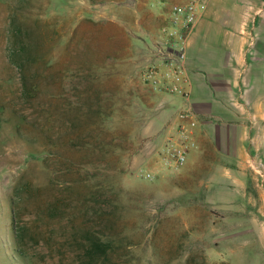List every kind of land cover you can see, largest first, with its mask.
Here are the masks:
<instances>
[{
	"label": "rangeland",
	"instance_id": "1",
	"mask_svg": "<svg viewBox=\"0 0 264 264\" xmlns=\"http://www.w3.org/2000/svg\"><path fill=\"white\" fill-rule=\"evenodd\" d=\"M31 2L19 14V0H0V264H81L86 231L111 243L86 264H264L262 142L227 157L206 141L176 169L161 161L165 139L150 145L163 138L151 137L157 103L142 77L158 8ZM19 17L55 31L47 62L22 72ZM59 197V218H42Z\"/></svg>",
	"mask_w": 264,
	"mask_h": 264
},
{
	"label": "crops",
	"instance_id": "2",
	"mask_svg": "<svg viewBox=\"0 0 264 264\" xmlns=\"http://www.w3.org/2000/svg\"><path fill=\"white\" fill-rule=\"evenodd\" d=\"M149 1L158 10L147 29L152 37L145 42L149 54L143 64L156 60L154 44L163 36L170 7L190 0ZM202 1L206 9L187 34L188 103L200 117L199 146L212 142L233 157L247 142H262L264 147V0ZM147 92L157 103L151 137H163L151 138L150 145L158 146L181 122L185 101L148 87Z\"/></svg>",
	"mask_w": 264,
	"mask_h": 264
},
{
	"label": "built area",
	"instance_id": "3",
	"mask_svg": "<svg viewBox=\"0 0 264 264\" xmlns=\"http://www.w3.org/2000/svg\"><path fill=\"white\" fill-rule=\"evenodd\" d=\"M162 1V0H159ZM206 4L190 0L170 7L162 38L156 40L155 61L148 64L142 74L145 85L154 93L179 95L185 101L181 109V122L165 139L160 157L169 168L184 167L191 154L199 148L198 127L200 117L189 105L190 81L186 63L187 34L197 23Z\"/></svg>",
	"mask_w": 264,
	"mask_h": 264
},
{
	"label": "trees",
	"instance_id": "4",
	"mask_svg": "<svg viewBox=\"0 0 264 264\" xmlns=\"http://www.w3.org/2000/svg\"><path fill=\"white\" fill-rule=\"evenodd\" d=\"M31 0H19V14L25 7H31ZM16 21V20H15ZM55 35V31L49 28L47 25H43V22L38 20H30L20 19L19 21L13 22L10 27V50L13 61L18 65L19 71H24L27 66H31L33 63H37L38 61L46 60L45 51L48 47H51V43L53 41V37ZM47 62V61H45ZM32 68V66H31ZM30 68V69H31ZM23 85L25 89L28 87L32 91L34 89L33 84L28 81V78L25 76V80H23ZM28 88V89H29ZM72 183V182H71ZM71 183L68 184L67 189H71ZM71 185V186H70ZM48 187V186H47ZM46 187V188H47ZM31 189V188H30ZM40 188H34L30 190L32 194L33 191H39ZM38 195V194H36ZM36 195H34L36 197ZM61 197L54 198V200H49L47 198L39 205V212L42 215V218L47 220H56L59 218L57 216L60 204ZM15 232V243L17 246H21L22 242L20 240L18 229L14 224ZM86 229H82L81 231H86ZM88 240L85 241L83 247L81 248L82 255L78 257V261L81 264L92 263L94 257L97 253L107 254V248L111 245L110 241L106 242L99 235H95L93 232L86 231Z\"/></svg>",
	"mask_w": 264,
	"mask_h": 264
}]
</instances>
